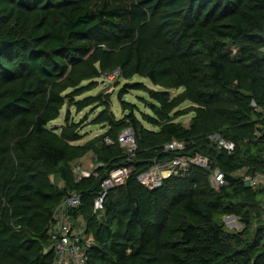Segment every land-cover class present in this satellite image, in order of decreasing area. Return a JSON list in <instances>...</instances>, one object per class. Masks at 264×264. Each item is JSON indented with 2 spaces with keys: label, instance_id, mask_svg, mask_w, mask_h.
Listing matches in <instances>:
<instances>
[{
  "label": "trees",
  "instance_id": "obj_1",
  "mask_svg": "<svg viewBox=\"0 0 264 264\" xmlns=\"http://www.w3.org/2000/svg\"><path fill=\"white\" fill-rule=\"evenodd\" d=\"M117 70V82L160 88L126 82L120 119L111 93L84 97ZM133 90L147 94L149 113L124 100ZM99 107L91 123L104 131L82 144L71 109ZM127 128L133 154L119 141ZM173 141L183 149L166 150ZM88 155L91 175L78 181L74 165ZM196 155L208 169L192 165L155 189L138 181L155 163ZM118 168L125 182L95 213ZM255 173L264 174V0H0V264H55L48 228L71 193L82 203L69 214L93 240L89 264H264V187L244 181ZM230 216L241 230L227 229Z\"/></svg>",
  "mask_w": 264,
  "mask_h": 264
},
{
  "label": "built area",
  "instance_id": "obj_2",
  "mask_svg": "<svg viewBox=\"0 0 264 264\" xmlns=\"http://www.w3.org/2000/svg\"><path fill=\"white\" fill-rule=\"evenodd\" d=\"M119 75L120 71L117 70L105 75L102 79L103 82H110L118 79ZM212 139L215 140L219 148L229 152H232L235 148L234 143L221 139L219 136H214ZM107 141L111 142L110 140ZM119 141L123 147L127 148L129 153L133 154L136 149V142L134 133L130 128L121 132ZM183 147V143L173 141L166 145V150H181ZM192 165L209 168L208 160L200 155L194 157L179 156L171 161L155 163L148 171L138 176V181L149 189H155L160 187L163 181L171 175H185ZM74 171L78 181L91 175V170L82 167L78 163L74 165ZM128 173L126 168H118L109 173L108 178L101 184V192L94 200L93 211L95 213L103 209L108 191L124 183ZM244 181L253 188L264 187V174L245 175ZM211 183L215 189L225 185L223 174L218 170L214 171ZM81 203V196L77 193H71L57 206L54 212L48 233L53 242L52 249L55 253V264H89L87 252L93 243L92 237L86 234V224L83 219L80 217L74 219L69 214L70 210L78 208Z\"/></svg>",
  "mask_w": 264,
  "mask_h": 264
},
{
  "label": "rangeland",
  "instance_id": "obj_3",
  "mask_svg": "<svg viewBox=\"0 0 264 264\" xmlns=\"http://www.w3.org/2000/svg\"><path fill=\"white\" fill-rule=\"evenodd\" d=\"M118 79H115L113 81L110 82H103V79L101 78L99 80V86L94 89L91 92H88L84 95L85 96H90V95H95L98 94L101 90H104L107 93H111V109L114 112L115 116L117 119H120L124 116V110L121 107V104L117 98L118 92L120 91V89H122V87L124 86V84L126 82L128 83H133V82H140L143 83L145 85H147L149 88L155 89V90H160L159 87H155L151 84V82L146 79V78H142L139 76H135L132 80L130 81H124V80H120L119 82H117ZM117 82V83H116ZM172 95H176L179 93V91H171ZM140 97L142 98H148L147 94L143 91H130L129 93L124 95V100L128 103H132L134 105H136L139 110L143 111V112H147L149 113V109L145 106V104L142 102V100L140 99ZM189 103H185L183 104V107L188 106ZM102 111V107L97 108L93 113L90 111L89 108L83 110L82 112L78 113L75 111L74 108L71 109V116L72 118L78 122V121H82L83 122V126L81 127L82 129V133L84 134V139L80 142V143H84L88 140H90L91 138H93L94 136L102 133L104 131V129H102V127L100 125H94L92 124V120ZM66 113V108H64L61 111V115L60 117L53 122V125H61L64 122V114ZM137 115L139 117V113L137 112ZM191 115L182 117L180 119H178V122H181L182 124H184L185 126H187L189 124ZM148 128H150V126H148L147 124H145ZM78 164H80L82 167H85L88 170H92L94 167V161H93V157L91 155L86 156L85 158H83L82 160H80L79 162H77ZM224 221L226 223V227L228 230L230 231H238L242 229V224L239 222V220L236 219H228Z\"/></svg>",
  "mask_w": 264,
  "mask_h": 264
},
{
  "label": "water",
  "instance_id": "obj_4",
  "mask_svg": "<svg viewBox=\"0 0 264 264\" xmlns=\"http://www.w3.org/2000/svg\"><path fill=\"white\" fill-rule=\"evenodd\" d=\"M57 127H55V130H56ZM228 219H235V216H230V217H226L225 220H228Z\"/></svg>",
  "mask_w": 264,
  "mask_h": 264
},
{
  "label": "crops",
  "instance_id": "obj_5",
  "mask_svg": "<svg viewBox=\"0 0 264 264\" xmlns=\"http://www.w3.org/2000/svg\"><path fill=\"white\" fill-rule=\"evenodd\" d=\"M236 219V218H235Z\"/></svg>",
  "mask_w": 264,
  "mask_h": 264
}]
</instances>
